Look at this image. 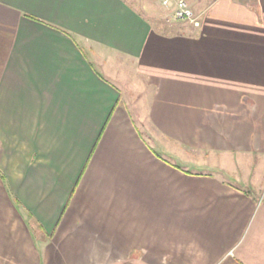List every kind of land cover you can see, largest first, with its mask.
Instances as JSON below:
<instances>
[{
    "label": "crops",
    "instance_id": "obj_1",
    "mask_svg": "<svg viewBox=\"0 0 264 264\" xmlns=\"http://www.w3.org/2000/svg\"><path fill=\"white\" fill-rule=\"evenodd\" d=\"M148 5L0 0V264H264V0Z\"/></svg>",
    "mask_w": 264,
    "mask_h": 264
},
{
    "label": "built area",
    "instance_id": "obj_2",
    "mask_svg": "<svg viewBox=\"0 0 264 264\" xmlns=\"http://www.w3.org/2000/svg\"><path fill=\"white\" fill-rule=\"evenodd\" d=\"M173 0H162L165 6L171 4ZM172 19L189 21L194 25H200V17L189 5L188 0H174Z\"/></svg>",
    "mask_w": 264,
    "mask_h": 264
},
{
    "label": "rangeland",
    "instance_id": "obj_3",
    "mask_svg": "<svg viewBox=\"0 0 264 264\" xmlns=\"http://www.w3.org/2000/svg\"><path fill=\"white\" fill-rule=\"evenodd\" d=\"M141 10H143L148 16L154 17L151 12L149 11V5L150 0H132ZM162 2V0H160ZM188 2H191V0H188ZM163 4V3H162ZM174 0L171 2L168 6H173ZM192 8V7H191ZM195 12V11H194ZM198 15V14H197ZM171 17V15H170ZM172 18V17H171Z\"/></svg>",
    "mask_w": 264,
    "mask_h": 264
}]
</instances>
